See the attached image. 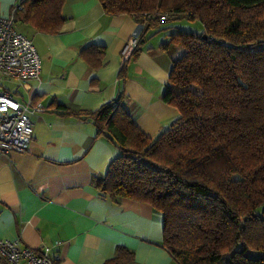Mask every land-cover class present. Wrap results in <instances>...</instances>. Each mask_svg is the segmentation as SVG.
Masks as SVG:
<instances>
[{
	"label": "trees",
	"instance_id": "1",
	"mask_svg": "<svg viewBox=\"0 0 264 264\" xmlns=\"http://www.w3.org/2000/svg\"><path fill=\"white\" fill-rule=\"evenodd\" d=\"M64 2L20 0L15 20L56 34ZM100 2L107 14L127 13L144 25L133 56L148 31L169 20L162 15L186 16L204 29L173 31L160 45L184 51L163 94L179 116L156 137L137 125L123 95L76 111L119 149L106 173L92 177L94 186L114 201L131 198L161 212L163 244L179 264H264V254H249L264 252V0ZM132 256L120 247L114 260Z\"/></svg>",
	"mask_w": 264,
	"mask_h": 264
},
{
	"label": "crops",
	"instance_id": "2",
	"mask_svg": "<svg viewBox=\"0 0 264 264\" xmlns=\"http://www.w3.org/2000/svg\"><path fill=\"white\" fill-rule=\"evenodd\" d=\"M19 3L0 0V15L14 14ZM62 15L56 34L15 24L42 59L40 77L16 82L15 96L44 109L30 114L29 148L0 154V239L51 245L61 264H179L163 244L161 212L131 198L114 201L94 186L92 177L106 173L119 149L76 111H94L123 95L137 125L156 137L179 116L163 94L184 49L160 47L173 32L162 25L148 31L137 56L124 60L138 25L132 15L107 14L100 0H65ZM120 247L132 252L130 261L114 260ZM0 264L9 263L0 257Z\"/></svg>",
	"mask_w": 264,
	"mask_h": 264
},
{
	"label": "built area",
	"instance_id": "3",
	"mask_svg": "<svg viewBox=\"0 0 264 264\" xmlns=\"http://www.w3.org/2000/svg\"><path fill=\"white\" fill-rule=\"evenodd\" d=\"M20 8L21 5L19 4ZM150 16V15H149ZM165 19V16H161ZM14 14L0 15V154L25 152L33 139L31 112L44 109L31 99L21 101L7 82L28 84L40 77L42 59L32 39L17 29ZM143 24H138L123 50L127 60L139 43ZM0 257L9 264H61L59 251L51 245L33 248L19 239H0Z\"/></svg>",
	"mask_w": 264,
	"mask_h": 264
},
{
	"label": "rangeland",
	"instance_id": "4",
	"mask_svg": "<svg viewBox=\"0 0 264 264\" xmlns=\"http://www.w3.org/2000/svg\"><path fill=\"white\" fill-rule=\"evenodd\" d=\"M162 16H165V18L169 17L168 18L169 20L164 24L166 26L165 30H170V31L183 30L188 32L200 33L204 29L203 24L200 21L189 20L186 16L173 17L171 19H170L171 16L168 15H162ZM7 84L8 86H10L11 89L15 87V82H7ZM17 95H19V92ZM249 254L252 256H260L263 255L264 252L250 250Z\"/></svg>",
	"mask_w": 264,
	"mask_h": 264
}]
</instances>
